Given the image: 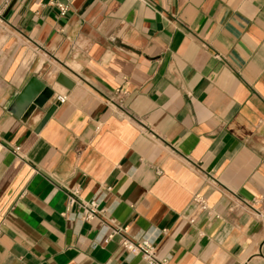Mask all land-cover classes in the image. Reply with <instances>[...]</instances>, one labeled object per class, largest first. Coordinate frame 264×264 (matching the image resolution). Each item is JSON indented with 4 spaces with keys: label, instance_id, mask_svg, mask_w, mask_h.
<instances>
[{
    "label": "crops",
    "instance_id": "crops-1",
    "mask_svg": "<svg viewBox=\"0 0 264 264\" xmlns=\"http://www.w3.org/2000/svg\"><path fill=\"white\" fill-rule=\"evenodd\" d=\"M32 77L52 96L21 121ZM121 237L264 264V0H0V264H145Z\"/></svg>",
    "mask_w": 264,
    "mask_h": 264
},
{
    "label": "built area",
    "instance_id": "built-area-1",
    "mask_svg": "<svg viewBox=\"0 0 264 264\" xmlns=\"http://www.w3.org/2000/svg\"><path fill=\"white\" fill-rule=\"evenodd\" d=\"M61 13H64L66 10V6L61 4H55ZM128 93L122 88L115 89L113 91V98L111 99V105L121 113H125L124 111V103L126 100ZM65 97H58V101L60 103L64 102ZM72 198H70V203L75 202L76 191H72ZM261 198L258 200H253V204H260ZM193 201L197 203L202 211L207 210L206 204L204 200L200 197H194ZM77 205L80 209L79 216L83 221H92L95 219H100V216L103 214V210L99 208V203L97 200L90 201H77ZM259 214V213H258ZM192 222V221H190ZM118 230H112L111 234L108 237H111L113 234L117 233ZM120 247L129 254L139 255L145 264H168L167 257H158L155 247L151 241L146 238L130 240L125 237H121L119 242Z\"/></svg>",
    "mask_w": 264,
    "mask_h": 264
},
{
    "label": "water",
    "instance_id": "water-1",
    "mask_svg": "<svg viewBox=\"0 0 264 264\" xmlns=\"http://www.w3.org/2000/svg\"><path fill=\"white\" fill-rule=\"evenodd\" d=\"M56 81L63 86L70 87V84H68L62 75H59ZM51 96L52 91L37 78L32 77L22 90L14 96L8 111L21 121H26L36 110H40ZM53 109L54 107H50L44 113L38 128L46 122Z\"/></svg>",
    "mask_w": 264,
    "mask_h": 264
}]
</instances>
